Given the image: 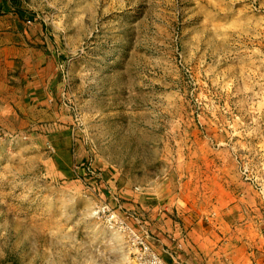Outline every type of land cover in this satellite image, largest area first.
Segmentation results:
<instances>
[{"label":"rangeland","instance_id":"1","mask_svg":"<svg viewBox=\"0 0 264 264\" xmlns=\"http://www.w3.org/2000/svg\"><path fill=\"white\" fill-rule=\"evenodd\" d=\"M9 1L71 121L0 114V264H138L132 212L166 264H202L173 222L264 256V0ZM115 196L125 231L97 213Z\"/></svg>","mask_w":264,"mask_h":264},{"label":"crops","instance_id":"2","mask_svg":"<svg viewBox=\"0 0 264 264\" xmlns=\"http://www.w3.org/2000/svg\"><path fill=\"white\" fill-rule=\"evenodd\" d=\"M42 40L43 32L18 8L17 2L0 0V114H48L54 120L71 121L70 116L64 115L69 114L68 108L57 96L62 83L59 57L53 48L44 47ZM151 214L153 224L158 223L155 227L163 233L162 216ZM173 223L167 230L175 236L180 226L190 230L189 253H202V264H264V256L247 254L237 240L227 237L228 232L219 234L218 240L210 228L200 234L195 232V225ZM161 242L175 247L174 241L164 238Z\"/></svg>","mask_w":264,"mask_h":264},{"label":"built area","instance_id":"3","mask_svg":"<svg viewBox=\"0 0 264 264\" xmlns=\"http://www.w3.org/2000/svg\"><path fill=\"white\" fill-rule=\"evenodd\" d=\"M61 67V66H60ZM64 76V75H63ZM66 103H64L65 105ZM85 174L90 176L101 175L100 172L92 168V160H87L84 166ZM138 189V188H136ZM114 205L112 206L109 203H103L97 207V213L106 218L107 222L111 226H117L123 229L124 231L128 228L125 224V221L120 218L118 211L121 210L124 206L119 202L118 198L113 197ZM128 217H132L139 224L140 234L137 235L134 230L130 232L132 235L133 245L136 247L135 259L138 264H166L162 257L153 251L148 243L150 237L149 232L145 226L146 219L143 215L138 216L134 212L127 214Z\"/></svg>","mask_w":264,"mask_h":264}]
</instances>
